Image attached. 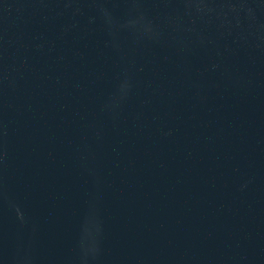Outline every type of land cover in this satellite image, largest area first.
Returning <instances> with one entry per match:
<instances>
[{"label": "water", "instance_id": "1", "mask_svg": "<svg viewBox=\"0 0 264 264\" xmlns=\"http://www.w3.org/2000/svg\"><path fill=\"white\" fill-rule=\"evenodd\" d=\"M0 264H264V0H0Z\"/></svg>", "mask_w": 264, "mask_h": 264}]
</instances>
